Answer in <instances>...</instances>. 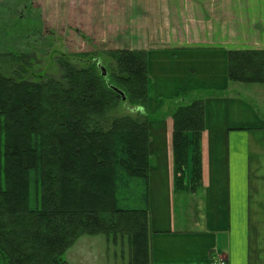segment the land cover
<instances>
[{
    "label": "trees",
    "instance_id": "1",
    "mask_svg": "<svg viewBox=\"0 0 264 264\" xmlns=\"http://www.w3.org/2000/svg\"><path fill=\"white\" fill-rule=\"evenodd\" d=\"M108 57L106 77L99 57L60 58V77L37 81L0 71V264H70L68 250L100 234L127 242L129 264H151L147 52ZM229 77L264 84V49L230 50ZM121 105L131 112L119 115ZM173 121L181 187L190 148L192 180L201 179L204 101L179 104Z\"/></svg>",
    "mask_w": 264,
    "mask_h": 264
},
{
    "label": "crops",
    "instance_id": "2",
    "mask_svg": "<svg viewBox=\"0 0 264 264\" xmlns=\"http://www.w3.org/2000/svg\"><path fill=\"white\" fill-rule=\"evenodd\" d=\"M71 7L78 34L147 52L151 264H214L219 256L226 264H264V84L245 86L229 77L230 50L264 49L261 39L242 43V5L229 10L225 4L224 14L212 16L196 0H76ZM228 11L231 22L219 24ZM231 23L236 35L229 38ZM191 26L204 28L205 38L189 32L186 38L181 30ZM196 99L205 106L201 179L192 180L190 148L188 176L177 187L173 114Z\"/></svg>",
    "mask_w": 264,
    "mask_h": 264
},
{
    "label": "rangeland",
    "instance_id": "3",
    "mask_svg": "<svg viewBox=\"0 0 264 264\" xmlns=\"http://www.w3.org/2000/svg\"><path fill=\"white\" fill-rule=\"evenodd\" d=\"M196 2L198 10L206 8L211 16L216 13L224 14L225 4L229 6V10L237 4L242 5L241 9L245 12L244 31L240 32L242 43L252 40L264 41V0H196ZM252 4H255V7H251ZM257 4H261L260 10ZM71 5L76 6V0H0V71L19 79L37 81L42 75L60 77L61 70L58 64L60 58L70 60L75 58L78 65L85 66V62L94 57L101 58L105 68L109 70L113 65V61L108 57L109 52L128 49L131 45L108 41L97 42L93 38L100 40L101 35L95 37V35L78 34L76 10ZM232 12L228 11L226 18L217 14L218 23L221 24V20L225 19L231 22ZM200 13L197 12L198 19L200 18L197 21L198 25L202 26L204 20ZM253 19L255 25L253 23L252 27L248 28L247 25ZM239 26L243 24L239 23ZM191 27L189 30L188 28L181 30L186 38L189 33L198 35H189L197 39L205 38L204 28L199 31L195 26ZM213 32L219 34L218 29L213 28ZM235 35L231 23L228 37L232 38ZM173 37L180 36L173 35ZM182 44L184 43L169 45ZM228 44L237 46L240 43L231 41ZM155 45L161 46L158 43ZM126 106L119 108V115L131 112L130 106ZM120 240L119 237L118 241L114 242L102 234L84 236L68 250L65 257L70 264H129V247L127 242L122 243Z\"/></svg>",
    "mask_w": 264,
    "mask_h": 264
},
{
    "label": "water",
    "instance_id": "4",
    "mask_svg": "<svg viewBox=\"0 0 264 264\" xmlns=\"http://www.w3.org/2000/svg\"><path fill=\"white\" fill-rule=\"evenodd\" d=\"M98 68L100 69V71H101V73H102V75L104 77H106L108 75V72H107L106 68L101 63H98ZM113 90L115 92H117L122 97V99L124 101L126 100V97H125V95H124V93L122 91H120L119 89L114 88V87H113Z\"/></svg>",
    "mask_w": 264,
    "mask_h": 264
},
{
    "label": "built area",
    "instance_id": "5",
    "mask_svg": "<svg viewBox=\"0 0 264 264\" xmlns=\"http://www.w3.org/2000/svg\"><path fill=\"white\" fill-rule=\"evenodd\" d=\"M216 264H225L224 260L222 259V257H218V260L216 262Z\"/></svg>",
    "mask_w": 264,
    "mask_h": 264
}]
</instances>
